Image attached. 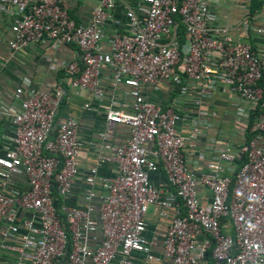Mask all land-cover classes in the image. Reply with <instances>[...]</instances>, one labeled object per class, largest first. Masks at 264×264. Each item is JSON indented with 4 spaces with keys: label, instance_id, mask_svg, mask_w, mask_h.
I'll return each instance as SVG.
<instances>
[{
    "label": "built area",
    "instance_id": "obj_1",
    "mask_svg": "<svg viewBox=\"0 0 264 264\" xmlns=\"http://www.w3.org/2000/svg\"><path fill=\"white\" fill-rule=\"evenodd\" d=\"M216 16L209 0H0L10 55L73 46L56 66L102 112L85 139L74 116L56 121L60 93L29 89L26 78L13 87L0 264H264V0L240 16L234 38ZM105 71L127 102L106 94ZM163 86L181 88L182 105L224 100L237 142L199 147L211 123L149 96ZM117 126L126 134L114 143ZM149 205L165 220L159 234Z\"/></svg>",
    "mask_w": 264,
    "mask_h": 264
},
{
    "label": "crops",
    "instance_id": "obj_2",
    "mask_svg": "<svg viewBox=\"0 0 264 264\" xmlns=\"http://www.w3.org/2000/svg\"><path fill=\"white\" fill-rule=\"evenodd\" d=\"M90 2V1H89ZM83 12L80 13V19L86 23L88 20L87 11L83 6ZM235 29V26L231 27ZM9 36V31L6 24L0 26V152L6 146L4 136L11 135L14 124L11 119L10 113H6V109L14 104L12 90L14 86L22 84V79L26 78L29 81V89L39 91H49L60 93L59 106L57 114L55 116L58 122L66 115L74 116L80 123V136L82 138H94L96 132L101 127L102 112L96 106V102L90 99L87 93L76 92L70 89L68 78L63 69L57 67L60 62L70 60L74 55V47L70 45H64L58 49H52L47 43H34L24 51L10 55L6 40ZM243 39L245 36L241 35ZM102 44L105 48V41L102 39ZM259 41H255V45H259ZM48 58H50L48 60ZM52 62V64L50 63ZM51 66H55L51 68ZM108 71L103 73V87L106 94L114 93L120 100L127 102L125 96V90L117 87L116 89L106 85L108 77ZM181 88H170L163 86L161 88L150 90L149 96L154 100L166 99L175 100L176 110L184 113H189L190 116H201L204 120L211 121L212 112L217 113L216 132H211L208 140L205 138L206 133H201L197 145L200 147L202 144L213 143L222 144L226 140L237 142L236 136L230 133L232 127V109L227 106L222 99L214 100L211 102H203L200 105H182ZM189 95V93H188ZM85 102L90 103V108H83ZM121 126L114 128L109 135L110 140L114 143H119L125 138V130ZM88 149L84 147L81 150L80 160L84 161L89 158L87 154ZM186 155L193 157L190 148H185ZM212 151L204 150V156L209 157ZM204 170V169H202ZM16 181H20V177L13 178ZM149 179L157 187L164 189L165 180L162 173L153 172L149 174ZM156 209H154L155 211ZM148 215V214H147ZM155 217L156 222L150 223L148 220L149 228L157 230L158 234L164 227L165 220Z\"/></svg>",
    "mask_w": 264,
    "mask_h": 264
},
{
    "label": "rangeland",
    "instance_id": "obj_3",
    "mask_svg": "<svg viewBox=\"0 0 264 264\" xmlns=\"http://www.w3.org/2000/svg\"><path fill=\"white\" fill-rule=\"evenodd\" d=\"M252 3L251 0H209V7L215 12L216 20L219 24L225 25L230 28V34L234 38L237 34V29L231 27L235 26L240 19V16L247 11V8ZM211 127L209 129H203L202 133L205 134V138L208 140L211 132H216L217 125L215 123L217 116L216 112L211 114ZM155 205H149L147 209L148 217L150 218V223L156 222L154 215Z\"/></svg>",
    "mask_w": 264,
    "mask_h": 264
},
{
    "label": "trees",
    "instance_id": "obj_4",
    "mask_svg": "<svg viewBox=\"0 0 264 264\" xmlns=\"http://www.w3.org/2000/svg\"><path fill=\"white\" fill-rule=\"evenodd\" d=\"M252 3L249 5V11L252 12L259 7V0H251ZM181 29V28H180ZM258 110V107L255 108V111ZM253 115H251V119H253ZM250 121V120H249ZM250 134H246V137H249Z\"/></svg>",
    "mask_w": 264,
    "mask_h": 264
}]
</instances>
